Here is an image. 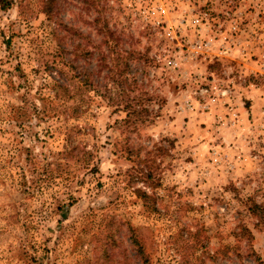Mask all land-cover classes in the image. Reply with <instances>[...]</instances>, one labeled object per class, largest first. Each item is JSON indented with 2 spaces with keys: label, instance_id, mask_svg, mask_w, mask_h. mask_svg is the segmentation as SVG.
<instances>
[{
  "label": "rangeland",
  "instance_id": "rangeland-1",
  "mask_svg": "<svg viewBox=\"0 0 264 264\" xmlns=\"http://www.w3.org/2000/svg\"><path fill=\"white\" fill-rule=\"evenodd\" d=\"M154 145L144 182L132 169ZM138 248L149 264H264V0H11L0 264H142Z\"/></svg>",
  "mask_w": 264,
  "mask_h": 264
},
{
  "label": "trees",
  "instance_id": "trees-1",
  "mask_svg": "<svg viewBox=\"0 0 264 264\" xmlns=\"http://www.w3.org/2000/svg\"><path fill=\"white\" fill-rule=\"evenodd\" d=\"M10 4H11V0H0V8L2 10H6L10 6ZM45 8H46V10L44 12H46V14H48L50 12V1L45 3ZM87 74H89V73H85V74L82 73L83 79H81L79 81L80 83L86 84V82H88V77H87L88 75ZM54 87H55L54 97H56V98L68 96L70 93L69 89L66 86L60 85L59 83H55ZM126 106H127V108L129 107L131 109L126 110L125 119L123 120V123H125L126 126H130V125L134 124V120L137 119L135 117L138 116L141 109L136 110L132 107V105H126ZM30 110H31V108L29 107V105H26V103L23 106L12 108L11 109V115H10V121L17 122L19 124L23 123L22 121H24L25 118L28 117L27 112ZM34 110L36 112L35 108H34ZM131 116H134V118L132 117L134 120L130 119ZM168 144L171 145L172 143L170 141H168ZM165 150H166V148L162 145H158V146L154 145L152 149H147L146 157L144 159H141L137 163V166H135V168L132 169V172L134 174H136V176L139 180H143L144 182H146V180H149L150 177H151V180L153 179L152 175L157 174V171L159 169L158 164L155 162V160L158 156H162L163 152H165ZM156 180H158V177L156 178ZM133 192L139 198H143V199L147 198V195L144 193V191H142L139 188H135ZM247 209H248L249 213H251L255 216H259L260 220H263L261 217L262 215L260 213L261 208L258 204L251 203V205H248ZM242 230H245V233H249V231L245 227H242ZM131 243L137 244L134 237H131ZM137 252H138L137 254L139 255V257L141 258V263L142 264H149L148 259L144 255V252L142 251V249L138 248Z\"/></svg>",
  "mask_w": 264,
  "mask_h": 264
}]
</instances>
